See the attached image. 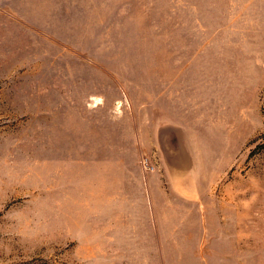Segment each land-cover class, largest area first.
<instances>
[{"label":"rangeland","instance_id":"rangeland-1","mask_svg":"<svg viewBox=\"0 0 264 264\" xmlns=\"http://www.w3.org/2000/svg\"><path fill=\"white\" fill-rule=\"evenodd\" d=\"M0 264H264V0H0Z\"/></svg>","mask_w":264,"mask_h":264}]
</instances>
